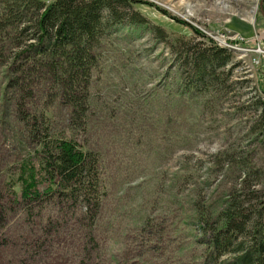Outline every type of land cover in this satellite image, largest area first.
<instances>
[{"label":"rangeland","instance_id":"rangeland-1","mask_svg":"<svg viewBox=\"0 0 264 264\" xmlns=\"http://www.w3.org/2000/svg\"><path fill=\"white\" fill-rule=\"evenodd\" d=\"M141 1L169 18L141 6L149 23L107 30L89 83L85 133L72 130L67 108L51 102L43 85L31 100V113L45 108L55 134L73 138L99 159L102 202L93 242L73 215L62 217L45 205L29 214L5 200L0 264H78L87 251L88 264H208L195 211L221 207L238 194L243 163L249 175L260 173L245 190L264 201V151L252 131L255 102H264V0ZM181 41L212 42L229 52V63L208 87L189 84L192 73L176 55ZM8 77L7 67H0L5 196L18 159L33 149Z\"/></svg>","mask_w":264,"mask_h":264},{"label":"trees","instance_id":"trees-1","mask_svg":"<svg viewBox=\"0 0 264 264\" xmlns=\"http://www.w3.org/2000/svg\"><path fill=\"white\" fill-rule=\"evenodd\" d=\"M141 6L169 18L141 0H53L48 4L0 0V67H7V89L17 94V118L25 127L27 145L33 147L18 159L16 177L5 187L7 195L0 194V226L7 216L2 207L5 200L29 214L45 205L62 217L73 215L93 242L102 202L99 159L73 138L55 134L45 108L31 113V100L43 85L51 102L58 99L67 108L72 130L85 133L88 88L98 47L112 26L149 23L137 10ZM153 29L161 40L166 38L162 27L154 24ZM193 31L205 38L197 29ZM176 55L192 73V88L208 87L231 58L227 49L203 41H181ZM255 107L258 116L252 131L260 137L264 151V102L256 101ZM241 166L238 194L227 196L221 207L195 211L208 264H264V201L259 192L245 190L252 174L259 178L260 173L249 175L247 164ZM89 253L78 264H88Z\"/></svg>","mask_w":264,"mask_h":264},{"label":"crops","instance_id":"crops-1","mask_svg":"<svg viewBox=\"0 0 264 264\" xmlns=\"http://www.w3.org/2000/svg\"><path fill=\"white\" fill-rule=\"evenodd\" d=\"M46 4L50 3L51 1L53 0H50V1H46V0H43Z\"/></svg>","mask_w":264,"mask_h":264}]
</instances>
